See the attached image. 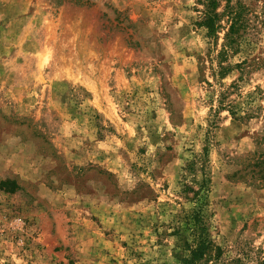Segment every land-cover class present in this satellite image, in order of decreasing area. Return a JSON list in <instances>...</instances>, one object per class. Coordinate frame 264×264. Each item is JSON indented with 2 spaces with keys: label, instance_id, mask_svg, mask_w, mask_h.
<instances>
[{
  "label": "rangeland",
  "instance_id": "obj_1",
  "mask_svg": "<svg viewBox=\"0 0 264 264\" xmlns=\"http://www.w3.org/2000/svg\"><path fill=\"white\" fill-rule=\"evenodd\" d=\"M201 10L0 0V264H181L199 206L201 264H264V0L214 47Z\"/></svg>",
  "mask_w": 264,
  "mask_h": 264
},
{
  "label": "trees",
  "instance_id": "obj_2",
  "mask_svg": "<svg viewBox=\"0 0 264 264\" xmlns=\"http://www.w3.org/2000/svg\"><path fill=\"white\" fill-rule=\"evenodd\" d=\"M196 1L203 6L198 25L205 29V38L214 47L216 45L217 32L220 28L219 19L221 16L216 13L217 0ZM241 14V9L237 5H226L222 13L226 18L228 29L224 34L221 48L216 55L218 71L215 72V77L220 78L227 73L230 66H224L223 62L230 53L236 52L239 47L242 38L239 34V29L243 23ZM202 213L200 206L193 208L183 217L182 225L177 231L181 264H201L204 259L210 257L217 261L221 256L220 249L215 247L208 239L206 223Z\"/></svg>",
  "mask_w": 264,
  "mask_h": 264
}]
</instances>
